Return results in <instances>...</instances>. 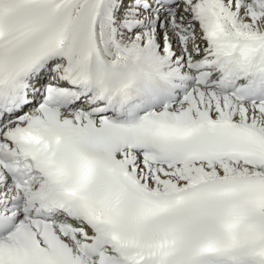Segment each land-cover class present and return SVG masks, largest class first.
<instances>
[{"label": "snow or ice", "instance_id": "obj_1", "mask_svg": "<svg viewBox=\"0 0 264 264\" xmlns=\"http://www.w3.org/2000/svg\"><path fill=\"white\" fill-rule=\"evenodd\" d=\"M0 264H264V0H0Z\"/></svg>", "mask_w": 264, "mask_h": 264}]
</instances>
